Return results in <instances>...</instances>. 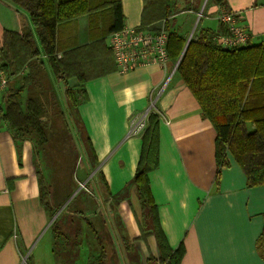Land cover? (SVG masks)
<instances>
[{
	"label": "trees",
	"instance_id": "trees-1",
	"mask_svg": "<svg viewBox=\"0 0 264 264\" xmlns=\"http://www.w3.org/2000/svg\"><path fill=\"white\" fill-rule=\"evenodd\" d=\"M6 1L16 7L17 14L26 12L29 20L26 18L27 23L21 21L20 29L3 32L0 69L9 78L21 77L22 82H8L2 96V124L17 143L28 140L33 144L40 202L52 219L73 195L74 186H79L74 182L78 150L70 125L80 137L84 135L85 144L79 141L91 172L99 165L78 109L89 100L88 82L118 71L107 38L125 28V17L121 0ZM176 1L144 0L139 28L146 31L165 29L169 33V60L177 65L182 57L176 73L217 134V184L222 170L230 166L228 154L231 153L246 175L247 186H263L264 42L225 48L217 43L216 38L228 33L226 26L220 22V33H216L205 27L202 19L192 37L171 31L169 24L176 13ZM215 1L223 4V0ZM84 15L89 16L91 42L70 46L60 55L58 38L61 26ZM59 117L64 122L63 128L58 127ZM160 120L157 109H152L147 128L141 135L142 149L135 175L123 190L112 194L101 171L98 177L107 191V198L102 203L110 204L111 208H117L129 197L131 189H135L141 210L137 218L141 230L139 239L154 236L159 252L158 258L150 256L148 264H182L185 246L181 243L176 249L171 248L152 194L150 174L160 166ZM55 145L58 147L54 148ZM53 150L58 152L53 154ZM90 184L87 188L92 191ZM84 191L78 192L51 225L53 253L58 257L61 254L79 255L82 225L87 222L100 249L98 255H93L94 264H117L119 251L124 264H133L138 260L137 249L122 225H119L120 242L115 241L116 236L112 237L110 231H105L108 225L100 212L103 204L99 200L94 199L88 204V198L82 199L85 209L80 207V201L72 207ZM96 217L101 223L92 221ZM257 249L264 259V233L257 241ZM62 257L63 264L74 263L72 258L66 260Z\"/></svg>",
	"mask_w": 264,
	"mask_h": 264
},
{
	"label": "crops",
	"instance_id": "crops-1",
	"mask_svg": "<svg viewBox=\"0 0 264 264\" xmlns=\"http://www.w3.org/2000/svg\"><path fill=\"white\" fill-rule=\"evenodd\" d=\"M0 1L17 12L14 5ZM206 2L177 0L170 30L187 35L191 29V36L203 16V25L220 33L219 15L226 7L249 32L250 44L264 42V0H223L222 5L211 0L207 6ZM121 5L125 28H139L144 0H121ZM19 14L21 21L27 23V13ZM68 25L72 31L58 38L60 55L70 46L91 42L89 16H81ZM17 28L2 25L0 45L4 30ZM107 41L109 45V37ZM175 69L176 65L169 61L167 67L150 65L128 73L116 71L87 83L89 100L79 106L78 112L99 162L90 174V188L97 190L102 203L107 191L98 177L99 171L112 194L119 193L131 181L141 155L142 134H130V120L154 107L161 119L160 166L150 174L152 194L171 248L176 249L181 243L185 246L182 264H264L257 249V241L264 233V185L248 187L246 175L231 153L230 166L222 170L217 184L215 128L203 117L199 103ZM20 78L8 77V82H22ZM107 213L106 221L113 225L115 241L120 242L122 225L137 249L138 260L133 264H148L150 256L159 257L154 236L139 239L137 218L141 210L135 189L120 202L116 214ZM49 230L51 217L40 202L33 144L28 140L17 143L1 124L0 264H32L31 248ZM54 258L55 264H62L61 257L54 254ZM119 263L124 264L122 255ZM36 264L45 261L38 259Z\"/></svg>",
	"mask_w": 264,
	"mask_h": 264
},
{
	"label": "built area",
	"instance_id": "built-area-1",
	"mask_svg": "<svg viewBox=\"0 0 264 264\" xmlns=\"http://www.w3.org/2000/svg\"><path fill=\"white\" fill-rule=\"evenodd\" d=\"M219 21L226 26L228 33L217 36L218 44L225 48H238L249 43V32L244 26L239 24L237 16L232 10L223 7L219 15ZM168 40L169 33L165 29L161 31H146L140 28L126 27L109 37V47L113 51L118 71L128 73L138 67L150 65L167 67L170 61L167 50ZM7 87L8 76L0 69V126L3 122L1 112L2 96ZM149 111L132 116L130 134L141 135L145 131L148 124ZM13 237L15 239L18 238L17 234H14Z\"/></svg>",
	"mask_w": 264,
	"mask_h": 264
},
{
	"label": "rangeland",
	"instance_id": "rangeland-1",
	"mask_svg": "<svg viewBox=\"0 0 264 264\" xmlns=\"http://www.w3.org/2000/svg\"><path fill=\"white\" fill-rule=\"evenodd\" d=\"M211 3V0H207L206 2V6L208 4ZM205 6V7H206ZM189 7H191V3L189 5ZM24 12V11H22ZM204 14V12H203ZM18 16V17H17ZM203 17V16H202ZM202 17H200V20L202 19ZM0 41H1V27L2 25H4V27L9 28V29H16L18 27V25L21 23V18L19 17V14H17L13 9H11L10 7L6 6L4 3H1L0 1ZM194 25V24H193ZM66 26V25H65ZM64 25L61 26V29L59 31V33L61 34V36L64 33H67L68 31H72L70 25L65 27ZM12 27V28H11ZM18 29V28H17ZM191 29H189V33H191ZM188 33V34H189ZM108 44V41H107ZM54 82H56L55 80H53ZM62 93V92H61ZM59 91L60 97H62V94ZM64 97V96H63ZM61 105H63V100L61 99L60 101ZM68 113V110L66 111ZM69 118L70 115H69ZM69 122V120H68ZM58 127L59 128H63V124L64 122L62 121V118L59 117L58 118ZM72 123V120L69 122V124ZM73 124V123H72ZM71 128V132L72 135L74 137V140L76 141V145H77V157H76V161L77 162V167H76V172L74 173V182L79 183L78 188L76 186H74V193H76V195L78 194L79 191L81 190H85L86 191V184L85 187H81V184H84L86 182H92V179L90 177L91 174V167L88 164L87 159L85 158V153L83 152L82 149V145L80 143V141L82 143L85 144L84 142V135H81V137L77 134L75 127L73 125H70ZM80 140V141H79ZM57 145L54 146V148ZM58 147V146H57ZM70 148H72L71 146H69ZM58 149V148H57ZM68 149V147H67ZM66 149V150H67ZM57 150H53V154L57 153ZM79 190V191H78ZM82 192L80 193L78 199L75 201V203H72V207H76V204H78V201H80L81 199H89L88 204H91L94 201L99 200L100 196L99 193L97 192V190L93 187V190L91 192L87 191L86 192ZM90 195L93 197H90ZM74 196V195H72ZM83 202V200H82ZM82 202L79 204L80 207H83L85 204H82ZM103 204V203H102ZM95 208V207H94ZM85 209V206H84ZM116 209L117 208H111L110 204H103V206L100 208V212L103 213V215L105 216V218H107V212L109 211V213L111 212V214H116ZM62 213V212H61ZM86 213L88 214V210H86ZM115 216V215H114ZM112 216V218H117V216ZM100 217V216H99ZM96 217V218H92L93 222H100V218ZM108 227L105 228V231H110L109 234L114 235L115 238V230L113 228V225L111 222L107 223ZM80 241H81V246H80V253L79 255H74V256H69L67 254H61L62 256L66 257V260H68L69 258L72 260H74L73 264H94L93 261V255H98L100 253V249L98 246V243L94 237V233L93 231L90 229V225L85 222L82 225V233H81V237H80ZM119 242V240H118ZM118 257L121 256V253L118 252ZM30 254L32 255L31 258V262L32 264H36L38 262V259H43L45 261V264H55V258H54V253H53V236H52V231L49 230V232L44 233L39 239H38V244L35 243V245L32 246L31 248V252ZM62 256H60L61 258H63ZM64 261V258H63ZM63 264V263H62ZM66 264V263H64ZM69 264V263H68ZM117 264H120L119 261L117 260Z\"/></svg>",
	"mask_w": 264,
	"mask_h": 264
},
{
	"label": "water",
	"instance_id": "water-1",
	"mask_svg": "<svg viewBox=\"0 0 264 264\" xmlns=\"http://www.w3.org/2000/svg\"><path fill=\"white\" fill-rule=\"evenodd\" d=\"M199 21V20H198ZM198 21L196 22V24H195V27H194V30H193V32H192V34H191V36L190 37H192L193 36V34H194V32H195V30H196V28H197V26H198ZM189 41H190V38H189ZM189 41H188V43H187V45H186V48H185V50L187 49V46H188V44H189ZM181 59H182V57L180 58V60H179V62L177 63V65H176V70H177V68H178V66H179V63L181 62ZM79 191V190H78ZM76 194H74V196H75ZM74 196H72L65 204H64V206L59 210V212L54 216V218L52 219V222H51V224L57 219V217L61 214V212L68 206V204L71 202V200L74 198Z\"/></svg>",
	"mask_w": 264,
	"mask_h": 264
},
{
	"label": "bare ground",
	"instance_id": "bare-ground-1",
	"mask_svg": "<svg viewBox=\"0 0 264 264\" xmlns=\"http://www.w3.org/2000/svg\"><path fill=\"white\" fill-rule=\"evenodd\" d=\"M88 183H89V182H86V183H84V184H81V187H85V184H86V190L89 191V192H91V191L87 188V184H88ZM91 193H92V192H91ZM75 194H76V193H75ZM73 195H74V194H73ZM71 197H72V196H71ZM71 197H70V198H71ZM75 197H76V195L74 196V198H75ZM74 198H73V199H74ZM73 199H72L71 201H73ZM53 218H54V217H53ZM53 218H52V219H53ZM57 218H58V217H57ZM52 219H51V222H52ZM52 224H53V223H52ZM52 224H51V225H52ZM15 234H16V233H15Z\"/></svg>",
	"mask_w": 264,
	"mask_h": 264
}]
</instances>
